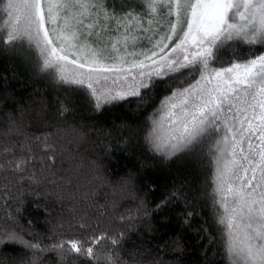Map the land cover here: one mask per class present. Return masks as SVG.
<instances>
[{
  "label": "snow or ice",
  "instance_id": "snow-or-ice-1",
  "mask_svg": "<svg viewBox=\"0 0 264 264\" xmlns=\"http://www.w3.org/2000/svg\"><path fill=\"white\" fill-rule=\"evenodd\" d=\"M140 4L138 11L117 10L109 0H0L7 17L0 23V41L35 51L41 71L85 89L97 110L129 98L143 105L151 98L145 90L158 79L179 84L161 100L148 142L154 152L171 158L195 150L205 136L218 135V223L226 230V256L229 264H264V53L242 62L222 58L230 42L264 47V0ZM34 139L43 145L41 163L46 157L48 169H54L55 145L47 136ZM0 157V173L12 175L36 162L27 143L0 146ZM28 179L37 182L35 174ZM121 236L90 233L86 240L58 239L42 247L15 230L0 229V246L32 250L29 264H39L35 254L45 252L61 260L75 253L104 264H127L118 249L94 252L102 241L118 246Z\"/></svg>",
  "mask_w": 264,
  "mask_h": 264
},
{
  "label": "trees",
  "instance_id": "trees-1",
  "mask_svg": "<svg viewBox=\"0 0 264 264\" xmlns=\"http://www.w3.org/2000/svg\"><path fill=\"white\" fill-rule=\"evenodd\" d=\"M109 3L117 10L141 9L140 0ZM6 18L0 11V23ZM261 53L260 45L234 41L222 58L242 62ZM178 86L158 79L145 90L151 98L143 105L129 98L97 110L85 89L41 71L35 51L0 41V146L27 143L36 156L22 174L0 173V229L15 230L42 247L58 239L86 240L90 233L122 234L118 246L102 241L94 252L118 249L127 264H229L226 230L218 223V135L171 158L148 142L161 100ZM45 136L57 152L52 170L46 157L41 163L43 145L34 139ZM33 174L36 183L28 179ZM35 255L39 264H104L75 253L63 260L53 252ZM32 258L21 244L0 246V264H29Z\"/></svg>",
  "mask_w": 264,
  "mask_h": 264
}]
</instances>
